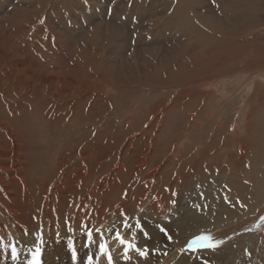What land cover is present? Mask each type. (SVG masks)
Masks as SVG:
<instances>
[{
    "label": "rangeland",
    "instance_id": "374dc122",
    "mask_svg": "<svg viewBox=\"0 0 264 264\" xmlns=\"http://www.w3.org/2000/svg\"><path fill=\"white\" fill-rule=\"evenodd\" d=\"M262 10L0 0V264H264Z\"/></svg>",
    "mask_w": 264,
    "mask_h": 264
},
{
    "label": "bare ground",
    "instance_id": "6f19581e",
    "mask_svg": "<svg viewBox=\"0 0 264 264\" xmlns=\"http://www.w3.org/2000/svg\"><path fill=\"white\" fill-rule=\"evenodd\" d=\"M29 2H30V1H29ZM256 2H257V1H256ZM48 4H49V2H48ZM253 4H254V3H253ZM259 4H260V3H259ZM255 5H256V3H255ZM32 6H33V5H32ZM249 6H250V5H249ZM249 6H248V7H249ZM256 6H257V5H256ZM15 8H16V7H15ZM15 8H14V9H15ZM257 8H258V7H257ZM14 9H13V10H14ZM39 9H40V8H39ZM259 9H260V8H259ZM259 9H258V10H259ZM15 10H16V9H15ZM40 10H41V9H40ZM255 10H256V9H255ZM260 10H261V9H260ZM35 11H36V10H35ZM43 11H45V9H44ZM253 11H254V10H253ZM262 11H263V10H262ZM10 12H11V11H10ZM263 12H264V11H263ZM263 12H262V13H263ZM13 13H14V12H13ZM33 13H34V12H33ZM247 13H249V12H247ZM17 14H18V13H17ZM243 15H244V14H243ZM255 16H256V15H255ZM248 17H249V16H248ZM258 17H259V16H258ZM261 18H262V17H261ZM251 19H252V18H251ZM256 19H257V18H256ZM244 20H245V18H244ZM247 20H248V19H247ZM252 20H253V19H252ZM254 20H255V19H254ZM245 21H246V20H245ZM1 22H2V21H1ZM249 22H250V21H249ZM251 22H252V21H251ZM2 23H3V22H2ZM246 24H247V23H246ZM0 25H1V24H0ZM4 25H5V24H4ZM247 25H248V24H247ZM247 25L245 26V30H246ZM31 26H32V25H30L29 27L31 28ZM101 26H102V25H101ZM25 29H26V28H21V29L18 31V32H19L18 34H19L20 36H22L23 32H25V31H24ZM45 29H46V28H44V30H45ZM31 30H32V29H31ZM34 30H35V28H34ZM241 30H242V29H241ZM41 31H42V30H41ZM238 31H239V30H238ZM38 32H39V31H38ZM39 33H40V32H39ZM36 34H37V33H36ZM48 34H49V33H48ZM226 34H227V33H226ZM19 35H18V36H19ZM42 35H43V34H42ZM229 35H230V34H229ZM11 36H13V34H12ZM23 36H24V35H23ZM23 36H22V37H23ZM233 36H234V35H233ZM239 36H240V35H239ZM43 37H44V36H43ZM43 37H42V40L44 39ZM48 37H49V36H47V38H48ZM225 37H226V36H225ZM229 37H230V36H229ZM234 37H235V36H234ZM9 38H10V37H9ZM9 38L6 37V39H8V40H9ZM11 38H12V37H11ZM47 38H46V39H47ZM231 38H232V37H231ZM3 39H4V38H3ZM3 39H1V40H3ZM6 39H5V40H6ZM13 39H14V38H13ZM48 39H49V38H48ZM255 39H256V38H255ZM1 40H0V41H1ZM233 40H234V39H233ZM6 41H7V40H6ZM1 42H3V41H1ZM4 42H5V41H4ZM4 42H3V43H4ZM10 42H11V40H10ZM234 42H235V41H234ZM245 42H246V41H245ZM46 43H47V42H46ZM230 43H231V42H230ZM248 43H249V42H248ZM18 44H19V43H17V45H16V42H15L16 47H18ZM249 44H250V43H249ZM2 45H3V44H2ZM19 45H20V44H19ZM23 45H24V44H22V46H20V48L23 47V48L21 49V52H22V50H23L24 48H26V47H24ZM32 45L34 46V44H32ZM42 45H43V44H42ZM226 45H227V44H226ZM232 45H233V44H232ZM33 46H32V47H33ZM46 46H47V45H46ZM36 47H37V46H36ZM33 48H34V47H33ZM49 48H50V47H49ZM229 48H230V47H229ZM4 49H6L7 53L9 54V56H11V55H13V54L19 52V47H18V48H13V47H10V46L7 47V43H6L5 47H4ZM34 49H35V48H34ZM46 49L48 50V47H47ZM30 50H31V48H30ZM30 50H29V51H30ZM2 51H3V50H2ZM2 51H1V52H2ZM31 51H33V50H31ZM35 51H36V49H35ZM49 51H50V50H49ZM37 52H39V50H38ZM32 53H33V52H32ZM40 53H41V52H40ZM40 53H39V54H40ZM42 53H43V52H42ZM94 53H95V52H94ZM94 53H93V54H94ZM234 53H235V52H234ZM2 54H3V52H2ZM8 54H7V55H8ZM23 54H27V51H26V50H23ZM35 54H37V53H34L33 57L35 56ZM18 55H19V54H18ZM30 55H31V54H30ZM30 55H29V56H30ZM37 56H38V55H37ZM245 56H246V54H245ZM26 57H27V56H26ZM90 57H91V56H90ZM10 58H11V57H9V61H8V62H10ZM92 58H93V57H92ZM4 59H5V58H4ZM11 59H13V57H12ZM2 60H3V59H2ZM22 60H23V59H22ZM33 60H34V59H33ZM96 60H97V59H96ZM251 60H253V59H251ZM5 61H6V59H5ZM5 61H4V60H3V61H0V69L3 67V65L7 64V62H5ZM15 61H16V60H15ZM27 61H28V60H27ZM35 61H36V60H35ZM254 61H255V60H254ZM22 62H23V61H22ZM22 62H21V63L18 62L19 65L16 64V65L18 66L19 71H20V69H23V65H24V64H22ZM25 62H26V61H25ZM30 62H33V61H30ZM12 63H13V62H12ZM246 63H247V62H246ZM30 65H32V64H30ZM93 65H94V64H93ZM259 67H260V66H259ZM26 68H27V67H26ZM241 68H242V67H241ZM4 69H5V68H4ZM24 69H25V68H24ZM66 69H67V67H66ZM80 69H81V68H80ZM67 70H68V69H67ZM243 70H244V69H243ZM11 71H12V70H11ZM30 71H31V70H29L28 72H30ZM55 71H56V70H55ZM57 71H58V70H57ZM64 71H65V68H64ZM64 71H63V72H64ZM25 72H26V71H25ZM28 72H27V73H28ZM34 72H35V70H34ZM14 73H15V72H14ZM16 73H17V72H16ZM30 73H31V72H30ZM38 73H39V72H38ZM40 73H41V72H40ZM48 73H49V72H48ZM52 73H55V72H52ZM261 73H262V72H261ZM18 74H20V73H18ZM36 74H37V73H36ZM41 74H43V73H41ZM55 74H56V73H55ZM90 74H91V73H90ZM11 75H12V74H11ZM14 75H15V74H14ZM30 75H32V74H30ZM43 75H44V74H43ZM46 75H47V74H46ZM53 75H54V74H53ZM67 75H68V74H67ZM95 75H96V74H95ZM8 76H9V75H8ZM15 76H17V75H15ZM18 76H19V75H18ZM71 76H72V75H71ZM81 76H82V75H81ZM6 78H7V76H6ZM15 78H16V77H15ZM44 79H45V78H44ZM15 80H16V79H15ZM45 80H46V79H45ZM50 80H51V79H50ZM87 80H88V79H87ZM98 80H99V79H98ZM47 81H48V80H47ZM100 81H101V80H100ZM100 81H99V83H100ZM44 82H45V81H44ZM75 83H76V82H75ZM13 84H14V83H13ZM17 85H18V84H17ZM20 86H21V85H20ZM12 87H13V86H12ZM14 87H15V86H14ZM17 87H18V86H17ZM89 87H90V86H89ZM62 92H63V91H62ZM68 92H69V91H68ZM60 93H61V92H60ZM63 93H64V92H63ZM63 93H61V94H63ZM65 93H67V92H65ZM69 94H70V93H69ZM60 96H61V95H60ZM57 97H58V96H57ZM64 97H65V96H64ZM157 105H158V104H157ZM62 112H63V111H62ZM240 147H241V149H242L241 151H243V150L246 151V150H247V145H246L245 143H243V142L240 143ZM211 149H212V148H211ZM238 155L241 156L240 153H239ZM200 167H201V166H200ZM183 176H184V175H183ZM263 182H264V177H263V174H261V175H260V178H259V180H258V182H257V184L254 185L255 187L251 190V192H253L254 194H257V193L259 192V190L262 188V186H263ZM240 184H241V183H240ZM245 184H246V183H245ZM245 184L242 183V186H244V187H245V186H248V185H245ZM235 185H236V184H235ZM242 186H241V187H242ZM252 186H253V185H252ZM101 187H102V186H101ZM234 187H235V186H234ZM93 188H94V187H93ZM177 188H178V187H177ZM236 188H238V187H236ZM249 189H250V188H249ZM240 190H241V189H240ZM247 192H249V191L246 190V193H247ZM95 196H96V195H95ZM89 197H90V196H89ZM245 197H246V196H245ZM252 197H253V196H252ZM249 198H250V197H249ZM243 205H244V204H243ZM118 207H119V206H118ZM222 211H223V210H222ZM219 215H220V214H219ZM222 216H223V217H222ZM222 216H221V218H224V215H222ZM219 217H220V216H219ZM219 219H220V218H219ZM183 220H184V219H183ZM204 220H205V219H204ZM201 221H202V220H201ZM199 222H200V221H199ZM188 225H190V223H189ZM185 227H186V226H185ZM191 228H192V227H191ZM195 228H196V227H195ZM193 229H194V228H193ZM44 231H45V230H44ZM178 238H179V237H178ZM179 240H180V238H179ZM114 243H116V242H113V244H114ZM121 245H122V244H121ZM116 248H117V247H116ZM120 248H122V247H120ZM116 250H117V249H116ZM124 250H125V249H124ZM203 252H204V251H203ZM206 252H207V251H206ZM198 253H199V252H198ZM191 254H193V253H191ZM122 255H123V254H122ZM122 255H121V256H122ZM179 255H180V254H179ZM185 255L188 256V253H186ZM185 255H184V256H185ZM119 256H120V255H119ZM195 256H196V255H195ZM124 257H125V256H124ZM124 257H120V259H121V260H124ZM122 258H123V259H122ZM186 258H188V257H186ZM206 258H207V257H206ZM205 260H206V259H205ZM206 261H207V260H206ZM182 263H183V260L180 261V264H182ZM207 263H208V262H207ZM123 264H124V263H123Z\"/></svg>",
    "mask_w": 264,
    "mask_h": 264
},
{
    "label": "snow or ice",
    "instance_id": "6c2138e0",
    "mask_svg": "<svg viewBox=\"0 0 264 264\" xmlns=\"http://www.w3.org/2000/svg\"><path fill=\"white\" fill-rule=\"evenodd\" d=\"M125 227H130V225H128L127 224V222H125ZM141 227H142V225H141ZM161 230L163 231V228H161ZM69 231L71 232L72 231V229L71 228H69ZM89 235H91V233H89ZM145 235L147 236L148 234L147 233H145ZM117 236H119V233L117 232ZM202 239H204V238H202ZM41 243H43V241H41ZM216 245L215 244H213V243H206L205 245H204V247H206V248H213V247H215ZM103 247V246H102ZM73 250H74V252H75V247H74V240H73ZM138 251H139V249H137ZM40 253H41V247L38 245L37 247H36V250H35V252H33V254H32V260L30 261V264H40V259H39V257H40ZM145 253H143V252H141V255H144ZM91 259L92 258H89V260H90V262H91ZM109 261H111V257L109 256Z\"/></svg>",
    "mask_w": 264,
    "mask_h": 264
}]
</instances>
